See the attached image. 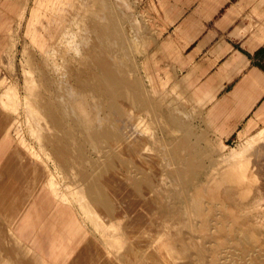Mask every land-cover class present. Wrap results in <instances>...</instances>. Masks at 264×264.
<instances>
[{"label":"crops","instance_id":"1","mask_svg":"<svg viewBox=\"0 0 264 264\" xmlns=\"http://www.w3.org/2000/svg\"><path fill=\"white\" fill-rule=\"evenodd\" d=\"M111 1L0 0V264H171L168 232L172 253L184 250L172 206L188 203L214 157L207 166L174 136L166 98L195 110L215 157L264 129V0H138L158 39L161 65L145 74L154 98L113 55L125 29ZM78 30H89L90 68L74 69L68 89L39 85L57 94L49 101L9 100L25 70L49 76L52 47L78 44ZM66 92L86 95L89 117Z\"/></svg>","mask_w":264,"mask_h":264},{"label":"rangeland","instance_id":"2","mask_svg":"<svg viewBox=\"0 0 264 264\" xmlns=\"http://www.w3.org/2000/svg\"><path fill=\"white\" fill-rule=\"evenodd\" d=\"M124 1V3L111 1L112 9L125 29V43L121 45L122 50H116L113 55L117 62L124 57L126 68L133 75L139 76L143 93L145 92L147 96L154 98L151 84L146 80L145 74L151 60L159 62L161 65L158 59L160 54L154 51L155 47H158L155 46V42L158 41L157 35L153 31L149 15L138 8V0ZM137 25L138 28H136ZM71 31L73 32L72 29ZM87 31L89 30H82L81 33L78 30L76 34L78 44H75L74 38H72L67 40L65 45L52 47L45 62V69L48 70L49 76L35 75L33 71L25 70V76L20 78L23 92L10 93L8 99L40 100L44 96H48L44 97L43 100L49 101L51 100L49 97L57 95L50 92H34L39 85L60 84L68 89V86L73 84V78L70 77V74L74 69L80 71L90 68L89 49L91 45ZM72 32L71 36H73ZM134 34H138L140 41L148 42L145 49L140 44L136 45L132 42L131 35ZM21 64L22 68L29 67L26 62ZM64 98L71 106L77 107L76 111L80 115L90 116L92 109L85 94L66 92ZM165 103L172 107L175 118L181 124L178 131L174 132V136L187 137L193 146L189 151L200 154V160L207 166L210 165V159L214 157L211 160L209 174H206L199 182H195V186L197 185L193 193L195 198L192 197L193 200L190 198L188 203H177L172 206V213L176 211L178 216H175L181 220L178 221L174 218L176 220L172 224L173 227L171 228L170 223L171 226L168 229L169 231L175 230L176 234L178 231L180 233L182 229V233L177 235H182L184 238L179 236L176 240L178 243L182 240L181 244L185 241L188 243L183 244V249L185 248L183 255L180 252V254L176 253L175 258L178 261L185 258L187 262H184L185 264H264V129L257 135L250 136L245 140L228 143L221 154L215 157L214 146L216 141L208 139L206 134L202 133L200 129L196 130L193 126L195 110L184 107L186 102L171 94L166 98ZM162 131L164 132L165 129ZM167 208L168 205L166 204L163 209L167 210ZM187 211L189 212L187 213ZM140 223L139 225H141ZM151 232L154 237L158 228H152ZM167 234L168 241L173 242L171 241L174 240L173 234ZM192 239L196 246L192 243ZM188 241L192 244H189ZM192 256L195 258L194 260ZM172 261L171 259L170 263L178 264ZM100 263L101 261L97 264ZM179 264H181L180 261Z\"/></svg>","mask_w":264,"mask_h":264},{"label":"bare ground","instance_id":"3","mask_svg":"<svg viewBox=\"0 0 264 264\" xmlns=\"http://www.w3.org/2000/svg\"><path fill=\"white\" fill-rule=\"evenodd\" d=\"M58 76H59V75H58ZM263 138H264V137H263ZM258 139H259V138H258ZM260 139H261V138H260ZM260 141H261V140H260ZM254 145H255V144H254ZM262 146H263V145H262ZM262 149H263V148H262ZM259 151H260V150H259ZM211 184H212V183H211ZM217 185H218V184H217ZM202 190H203V189H202ZM220 190H221V189H220ZM208 191H209V190H208ZM107 194H108V193H107ZM194 195H195V194H194ZM208 195H209V194H208ZM191 196L194 197L192 194H191ZM194 198H195V197H194ZM194 198H192V200H193ZM199 198H200V197H199ZM105 199H106V198H105ZM194 201H195V200H194ZM194 201H193V202H194ZM197 201H198V200H197ZM191 202H192V201H191ZM195 202H196V201H195ZM196 203H197V202H196ZM193 204H195V203H193ZM193 204H192V205H193ZM192 205L190 206L191 209H192ZM164 206H165V205H164ZM164 206H163V207H164ZM159 207H160V206H159ZM195 207H196V206H195ZM199 208H200V207H199ZM109 209H110V208H109ZM161 209H162V208H161ZM194 209H196V208H194ZM197 209H198V207H197ZM197 209H196V210H197ZM163 210H164V209H163ZM165 210H166V209H165ZM178 211H179V210H178ZM192 211L194 212V210H192ZM167 212H168V211H167ZM188 212H189V211H187V213H188ZM197 212H198V211H197ZM117 214H118V213H117ZM167 214H168V213H167ZM157 215H158V214H157ZM162 215H164V214H162ZM188 215H189V214H188ZM164 216H165V215H164ZM166 216H167V215H166ZM166 216H165V217H166ZM177 216H178V215H177ZM195 216H196V215H195ZM197 217H199V216L197 215ZM200 217H201V216H200ZM170 218H171V217H170ZM176 218H177V217H176ZM192 218H193V217H192ZM192 218H191V219H192ZM194 218H195V217H194ZM202 218H203V217H202ZM202 218H200V219H202ZM175 220H176V219H175ZM177 220H178V219H177ZM180 220H181V219H179L178 221H180ZM188 220H189V219H188ZM198 220H199V219H198ZM156 221H157V220H156ZM162 221H163V219H162ZM165 221H166V220H164V222H165ZM167 221H168V220H167ZM169 221H170V219H169ZM207 221H208V220H207ZM187 222H188V221H187ZM198 222L200 223L201 221H198ZM166 223L168 224L169 222H166ZM177 223H178V222H177ZM188 223H189V222H188ZM209 223H210V222H209ZM155 224H156V223H155ZM172 224H173V223H171V225H172ZM178 224H179V223H178ZM186 224H187V223H186ZM157 225H158V224H157ZM171 225H170V226H171ZM176 225H177V224H176ZM188 225H189V224H188ZM200 225H201V224H200ZM203 225H204V224H203ZM150 226H151V225H150ZM174 226H175V225H174ZM209 226H210V225H209ZM172 227H173V225L171 226V228H172ZM175 227H177V226H175ZM159 228H161V227H159ZM149 229H150V228H149ZM156 229H157V228H156ZM173 229H175V228H173ZM150 230H151V229H150ZM158 230H159V229H158ZM170 230H171V229H170ZM193 230H194V229H193ZM197 230H198V229H197ZM200 230H201V229H200ZM147 231H148V229H147ZM156 231H157V230H156ZM160 231H161V230H160ZM174 231H175V230H174ZM181 231H182V230H181ZM181 231H180V233H182ZM158 232H159V231H158ZM167 232H168V230H167ZM201 232H202V231H201ZM147 233H148V232H147ZM165 233H166V232H165ZM168 233H169V232H168ZM178 233H179V232H178ZM178 233H177V234H178ZM180 233H179V234H180ZM191 233H192V232H191ZM148 234H149V233H148ZM156 234H157V233H156ZM159 234H160V233H159ZM169 234H170V233H169ZM172 234H173V233H172ZM172 234H171V235H172ZM174 234H176V233H174ZM117 235H118V234H117ZM164 235H165V234H164ZM164 235H163V236H164ZM190 235H191V234H190ZM161 236H162V235H161ZM165 236H167V235H165ZM169 236H170V235H169ZM173 236H174V235H173ZM188 236H189V235H188ZM112 237H113V236H112ZM148 237H149V236H148ZM154 237H155V235H154ZM159 237H160V236H159ZM196 237H197V236H196ZM156 238H158V236H156ZM160 238H162V237H160ZM160 238H158V239L160 240ZM183 238H184V237H182V239H183ZM201 238H202V237H201ZM158 239H157V241H156V244H157V245L159 244V248H160V247H161V245H160L161 243H160V242L163 241L164 239L161 240L160 242L158 241ZM171 239H172V237H171ZM171 239H170V240H171ZM175 239H178V238H175ZM186 239H188V238H186ZM205 239H206V238H205ZM152 240H155V238L152 239ZM166 240H169V238H168V239L166 238ZM179 240H180V239H179ZM192 240H193V239H192ZM200 240H201V239H200ZM202 240H203V239H202ZM150 241H151V240H150ZM171 241H173V239H172ZM190 241H191V240H190ZM176 242H177V241H176ZM185 242H186V241H185ZM185 242H184V243H185ZM188 242H189V241H188ZM163 243H164V242H163ZM166 243H167L168 245H167V244H165V245L162 244V250H166L167 252L164 251V252H166V253H168V250H169V253H170V251L173 252V249H174V248L172 249L171 246H173L174 242H172L173 244H172L171 242H169V241H167ZM169 243H170V244H169ZM179 243H180V242H179ZM181 243H182V242H181ZM184 243H183V244H184ZM190 243H191V242H189V244H190ZM192 243H194V245H195V241H194V240L192 241ZM192 243H191V244H192ZM201 243H202V242H201ZM115 244H116V243H115ZM171 244H172V245H171ZM176 244H177V243H176ZM183 244L181 245L182 247H183ZM186 244H188V243L186 242ZM134 245H135V244H134ZM179 245H180V244H179ZM179 245H178V246H179ZM165 246H168V247L166 248ZM176 246H177V245H176ZM187 246H188V245H187ZM195 246H196V245H195ZM202 246H203V245H202ZM209 246H210V245H209ZM131 247H132V246H131ZM170 247H171V248H170ZM182 247H181V248H182ZM189 247H190V246H189ZM198 247H199V246H198ZM136 248H137V246H136ZM179 248H180V247H179ZM196 248H197V247H196ZM199 248H200V247H199ZM127 249H128V248H127ZM137 249H138V248H137ZM176 249H177V248H176ZM184 249H185V248H184ZM129 250H130V249H129ZM129 250H128V251H129ZM159 250L161 251V248H160ZM180 250H181V249H180ZM130 251H131V250H130ZM137 251H139V249H138ZM174 251H175V250H174ZM176 251H177V250H176ZM197 251H198V250H197ZM224 251H225V250H224ZM161 252H162V251H161ZM164 252H162V254H164ZM172 252L170 253V255H171V259L173 258V253H172ZM179 252H180V251H178V253H179ZM186 252H187V250H186ZM193 252H194V251H193ZM198 252H199V251H198ZM201 252H202V249H201ZM133 253H134V252H133ZM135 253H136V252H135ZM194 253L197 254V252H194ZM159 254H160V253H159ZM174 254H176V253H174ZM179 254H180V253H179ZM179 254H178V255H179ZM182 254H183V252H182ZM164 255H166V254H164ZM167 255H168V254H167ZM167 255L165 256V258L167 257ZM176 255H177V254H176ZM176 255H175V256H176ZM192 255H193V254H192ZM198 255H199V254H198ZM202 255H203V254H202ZM161 256H163V255H161ZM168 256H169V255H168ZM175 256H174V257H175ZM180 256H181V255H180ZM193 256H194V255H193ZM193 256H192V257H193ZM211 256H212V255H211ZM131 257H132V256H131ZM135 257H136V256H135ZM187 257H189L188 254H187ZM194 257H195V256H194ZM194 257H193V260L195 259ZM196 257H197V256H196ZM199 257H200V256H199ZM202 257H203V256H202ZM167 258H168V257H167ZM198 259H199V258H198ZM198 259H197V260H198ZM172 260H173V259H172ZM190 260H191V259H190ZM204 260H205V259H204ZM221 260H222V259H221ZM226 260H227V259H226ZM228 260H229V259H228ZM166 261H169V260L166 259ZM170 261H171V260H170ZM207 261H208V260H207ZM233 261H234V260H233ZM172 262H173V261H172ZM202 262H203V261H202ZM175 263H176V262H175ZM186 263H187V262H186ZM193 263H194V262H193ZM204 263H205V262H204ZM171 264H172V263H171ZM195 264H196V263H195ZM213 264H214V263H213ZM218 264H219V263H218ZM228 264H229V263H228ZM241 264H242V263H241ZM252 264H253V263H252Z\"/></svg>","mask_w":264,"mask_h":264}]
</instances>
